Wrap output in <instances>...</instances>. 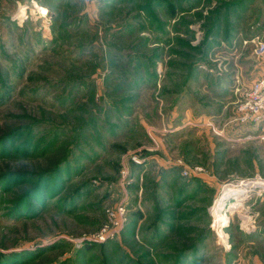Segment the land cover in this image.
<instances>
[{
    "label": "rangeland",
    "instance_id": "1",
    "mask_svg": "<svg viewBox=\"0 0 264 264\" xmlns=\"http://www.w3.org/2000/svg\"><path fill=\"white\" fill-rule=\"evenodd\" d=\"M260 43L264 0H0V264H264Z\"/></svg>",
    "mask_w": 264,
    "mask_h": 264
},
{
    "label": "built area",
    "instance_id": "2",
    "mask_svg": "<svg viewBox=\"0 0 264 264\" xmlns=\"http://www.w3.org/2000/svg\"><path fill=\"white\" fill-rule=\"evenodd\" d=\"M37 12L39 16H46L48 14V10L46 9L45 11L41 6L37 7ZM259 45L258 51H264V44L260 43ZM238 111L239 121L242 124L260 123L264 121V77L257 79L253 83L244 99L240 102ZM185 174L187 173L185 172ZM107 213V221L90 240L103 243L119 237L121 232H123L124 226L127 223V203L122 202L117 208L108 209Z\"/></svg>",
    "mask_w": 264,
    "mask_h": 264
},
{
    "label": "bare ground",
    "instance_id": "3",
    "mask_svg": "<svg viewBox=\"0 0 264 264\" xmlns=\"http://www.w3.org/2000/svg\"><path fill=\"white\" fill-rule=\"evenodd\" d=\"M229 192L232 193V194H236V193H240L241 190H238V189H232V190H230ZM226 197H227L226 195L223 196V199H225ZM235 205H236V204H235ZM233 207H235V206H233Z\"/></svg>",
    "mask_w": 264,
    "mask_h": 264
}]
</instances>
